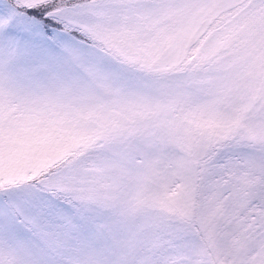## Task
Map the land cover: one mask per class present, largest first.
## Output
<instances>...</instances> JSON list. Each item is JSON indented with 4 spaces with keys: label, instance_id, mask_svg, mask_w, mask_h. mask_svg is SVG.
<instances>
[{
    "label": "snow or ice",
    "instance_id": "snow-or-ice-1",
    "mask_svg": "<svg viewBox=\"0 0 264 264\" xmlns=\"http://www.w3.org/2000/svg\"><path fill=\"white\" fill-rule=\"evenodd\" d=\"M262 113L264 0H0V264H264ZM193 146L188 236L153 175Z\"/></svg>",
    "mask_w": 264,
    "mask_h": 264
},
{
    "label": "clouds",
    "instance_id": "clouds-1",
    "mask_svg": "<svg viewBox=\"0 0 264 264\" xmlns=\"http://www.w3.org/2000/svg\"><path fill=\"white\" fill-rule=\"evenodd\" d=\"M258 124L264 123V113L261 114V118L257 120ZM236 145V141H232ZM239 147L249 146L248 150H252L253 147L260 152H264V143L254 144L252 141L243 140L239 142ZM195 150V147L190 151L181 152L177 149V152L182 153L186 158V164L195 166L198 160L191 154ZM203 167L199 172L193 173L194 179L191 181L187 189L185 188V166L175 165L167 166L165 169H157L153 175V183L159 188L162 183H166L169 187V196L165 201V206L161 207L157 205L154 209L155 214L162 217L167 225L173 230H176L182 235H195L198 232L199 216L202 214V190L199 183L200 175ZM226 179L224 184H228L232 180L231 175L225 174ZM257 187L264 188V182H261L258 177L253 178L251 185L248 186L249 191L256 190Z\"/></svg>",
    "mask_w": 264,
    "mask_h": 264
},
{
    "label": "rangeland",
    "instance_id": "rangeland-1",
    "mask_svg": "<svg viewBox=\"0 0 264 264\" xmlns=\"http://www.w3.org/2000/svg\"><path fill=\"white\" fill-rule=\"evenodd\" d=\"M255 119V118H254ZM175 165H184L186 171L190 170L193 174L195 172H199L201 167H207L203 163V160H198V163L193 166L191 164H186V158L180 152L171 153L168 150H164L161 152L160 156L157 158V169H165L167 166H175Z\"/></svg>",
    "mask_w": 264,
    "mask_h": 264
}]
</instances>
